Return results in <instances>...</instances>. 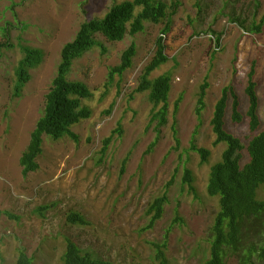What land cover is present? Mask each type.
Listing matches in <instances>:
<instances>
[{
  "label": "rangeland",
  "instance_id": "374dc122",
  "mask_svg": "<svg viewBox=\"0 0 264 264\" xmlns=\"http://www.w3.org/2000/svg\"><path fill=\"white\" fill-rule=\"evenodd\" d=\"M121 1L0 0V43L9 42L0 48V264H15L20 249L35 264H63L66 238L112 264H155L152 243L165 236L174 264H202L209 254L219 198L208 194L207 183L211 166L226 148L214 144L211 119L225 87L238 94L243 115L240 123L232 120L230 98L226 130L245 145L264 132V23L260 33L246 30L264 21V0H166L175 8L166 34L165 22H145L143 31L127 33L121 41L98 35L106 51L92 48L74 61L68 75L90 89L91 97L82 103L91 116L71 127L75 139L44 135L38 169L23 173L20 159L43 113L63 45L74 39L82 22L103 17ZM159 37L168 61L150 78L166 72L172 77L167 121L161 126L150 122L148 92L136 91ZM132 43V67L109 83L110 68ZM23 45L42 49L44 57L16 96L15 69ZM252 71L259 99L256 132L246 114ZM205 82L204 108L198 114ZM192 144L211 151L206 163ZM248 159L243 150L241 164ZM185 168L195 177L196 193L183 183ZM163 193L168 196L163 216L146 228L147 206ZM258 195L264 197L262 189ZM72 212L83 214L88 224L69 222ZM227 264H238L237 258L228 255Z\"/></svg>",
  "mask_w": 264,
  "mask_h": 264
},
{
  "label": "trees",
  "instance_id": "16d2710c",
  "mask_svg": "<svg viewBox=\"0 0 264 264\" xmlns=\"http://www.w3.org/2000/svg\"><path fill=\"white\" fill-rule=\"evenodd\" d=\"M175 8L166 0H123L114 3L101 18H92L81 23L73 40L65 43L61 49L60 61L52 85L45 96L43 113L37 121L30 142L22 153L20 162L23 173L27 174L38 169L36 158L42 152L43 136L59 139L65 135L77 138L71 127L82 119L91 116V109L82 103L83 99L91 97L88 86L79 80H70L68 75L76 59L81 58L94 47L103 51L106 48L98 38L102 35L110 41H121L127 33L132 35L145 29V22H165L163 34H166L172 24ZM264 21H255L246 27L250 32L260 33ZM9 42L0 43L7 47ZM219 45V38L217 39ZM23 57L15 69L16 82L14 94L20 96L23 88L31 79V70L43 60L44 52L37 47L23 45ZM166 45L162 37L156 44V51L140 75L137 92H148V99L152 103L150 122H157V126L164 125L168 115V98L172 88L171 74L166 72L155 78H150L152 72L168 61L165 52ZM136 55L135 44L128 46L121 55L120 63L110 68L109 83L115 76L132 67ZM256 82L253 71L249 74L246 94L249 106L246 112L249 118V128L256 132L260 126L258 115L259 99L256 93ZM208 84L201 86L197 108L198 114L204 108V96ZM232 99V120L240 123L243 115L240 112L239 96L231 86L225 87L221 98L217 101L211 119L212 130L216 136L214 144L225 143L221 159L211 168L207 183L210 196L219 198V211L215 215L209 234V254L202 264H227V256L233 255L238 264H264V197L259 198L258 191L262 189L264 196V132L252 136L245 145L241 139L225 128V115L229 99ZM181 97L175 103V112L179 107ZM116 132L121 133V129ZM112 136L104 140L101 156L106 153ZM191 149L197 151L201 163H206L211 151L205 147L192 144ZM243 150H247L248 161L241 164ZM126 161H123L122 171ZM195 177L188 168L184 169L183 183L196 193ZM168 196L163 193L154 198L147 206L146 215L149 223L146 228H153L163 216ZM71 223L86 225L88 220L78 212L68 216ZM155 264H174L167 255V236L159 242L152 243ZM257 257V260L254 257ZM63 264H112L110 261L95 257L88 251H83L71 239L66 238V247L62 255ZM15 264H35L32 257L25 250L20 249Z\"/></svg>",
  "mask_w": 264,
  "mask_h": 264
}]
</instances>
